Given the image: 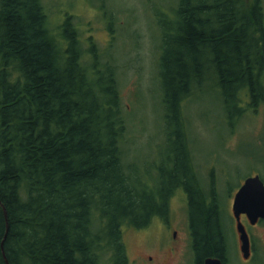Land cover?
<instances>
[{
  "label": "trees",
  "instance_id": "trees-1",
  "mask_svg": "<svg viewBox=\"0 0 264 264\" xmlns=\"http://www.w3.org/2000/svg\"><path fill=\"white\" fill-rule=\"evenodd\" d=\"M173 11L161 13L158 56L170 148L139 164L127 158L118 58L92 38L85 48L74 16L53 25L44 0H0V264L2 241L10 264H131L124 228L166 216L180 189L195 260L228 264L230 220L198 176L185 104L212 86L227 104L264 105L263 0H177Z\"/></svg>",
  "mask_w": 264,
  "mask_h": 264
},
{
  "label": "rangeland",
  "instance_id": "rangeland-1",
  "mask_svg": "<svg viewBox=\"0 0 264 264\" xmlns=\"http://www.w3.org/2000/svg\"><path fill=\"white\" fill-rule=\"evenodd\" d=\"M53 25L69 15L79 29L83 46L92 38L101 52L116 56L123 105L130 123L127 158L138 163H159L169 152L165 140L164 108L158 56L161 45L162 11L174 17L177 0H44ZM264 5V0H263ZM112 13L115 15L113 16ZM227 104L212 86L205 87L186 101L193 161L207 194L218 192L229 218L232 254L228 264H264V224L252 226L242 218L253 240V257L244 259L236 228L233 203L236 192L250 176L264 180V105L248 109L250 102ZM239 109H248L242 116ZM149 169V167L147 168ZM187 195L177 191L171 211L187 219ZM158 229L124 228L131 264H148ZM183 235V233H182ZM184 236V235H183ZM192 254L175 257V264H198ZM110 264V263H106Z\"/></svg>",
  "mask_w": 264,
  "mask_h": 264
},
{
  "label": "water",
  "instance_id": "water-1",
  "mask_svg": "<svg viewBox=\"0 0 264 264\" xmlns=\"http://www.w3.org/2000/svg\"><path fill=\"white\" fill-rule=\"evenodd\" d=\"M5 210L6 226L8 233L9 219L7 211ZM233 212L236 222V228L240 234L241 252L244 259H250L252 256V240L247 226L242 221V216L246 215L252 226L264 220V180L260 175L248 177L241 187L236 192ZM3 254L7 264L8 259L4 250V243L2 244ZM204 264H225L224 260L219 257H208L205 259Z\"/></svg>",
  "mask_w": 264,
  "mask_h": 264
},
{
  "label": "flooded vegetation",
  "instance_id": "flooded-vegetation-1",
  "mask_svg": "<svg viewBox=\"0 0 264 264\" xmlns=\"http://www.w3.org/2000/svg\"><path fill=\"white\" fill-rule=\"evenodd\" d=\"M243 217L247 218L246 215H243ZM154 228L158 229L159 239L157 244L151 246L154 251L150 250L147 254L148 264H175V257L185 258L187 254L194 255L191 247L192 239L188 217L187 219L184 217L179 219L170 209L166 216L155 217L152 224L146 229L152 230ZM177 264H183V261L180 260Z\"/></svg>",
  "mask_w": 264,
  "mask_h": 264
},
{
  "label": "bare ground",
  "instance_id": "bare-ground-1",
  "mask_svg": "<svg viewBox=\"0 0 264 264\" xmlns=\"http://www.w3.org/2000/svg\"><path fill=\"white\" fill-rule=\"evenodd\" d=\"M0 204L2 205V207H3V209H4V207H5V205L0 201ZM5 209H6V207H5ZM7 211V210H6ZM4 214H5V210H4ZM6 219V218H5ZM2 244H3V241H2ZM3 250V249H2Z\"/></svg>",
  "mask_w": 264,
  "mask_h": 264
}]
</instances>
